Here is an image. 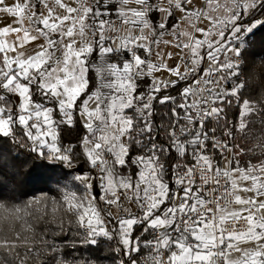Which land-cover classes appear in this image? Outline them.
I'll return each mask as SVG.
<instances>
[{
    "label": "snow or ice",
    "instance_id": "snow-or-ice-1",
    "mask_svg": "<svg viewBox=\"0 0 264 264\" xmlns=\"http://www.w3.org/2000/svg\"><path fill=\"white\" fill-rule=\"evenodd\" d=\"M201 4L0 0V137L85 165L83 188L62 189L79 225H41L40 245L0 250V264H56L67 234L115 242L114 264H264V134H251L264 99L243 95L234 43L264 0H232L227 16Z\"/></svg>",
    "mask_w": 264,
    "mask_h": 264
},
{
    "label": "clouds",
    "instance_id": "clouds-1",
    "mask_svg": "<svg viewBox=\"0 0 264 264\" xmlns=\"http://www.w3.org/2000/svg\"><path fill=\"white\" fill-rule=\"evenodd\" d=\"M232 0H218L219 16L229 15ZM244 65L241 79L247 89L256 97L264 99V56L256 58L240 57L237 61ZM52 161L50 158H45ZM56 191L37 192L24 198H0V250L12 252L16 247L40 245L43 236L41 225L52 226L57 230L66 229L71 223L74 227L80 223L82 210L69 207L63 197V187L53 186ZM79 199V198H77ZM47 251V250H46ZM56 264H99L84 256L78 258L58 255Z\"/></svg>",
    "mask_w": 264,
    "mask_h": 264
},
{
    "label": "trees",
    "instance_id": "trees-1",
    "mask_svg": "<svg viewBox=\"0 0 264 264\" xmlns=\"http://www.w3.org/2000/svg\"><path fill=\"white\" fill-rule=\"evenodd\" d=\"M263 17L264 13L255 12L244 20V23L250 24L254 19H263ZM252 37L251 43L255 45V49L247 53L248 57L264 56V22H261L255 28ZM243 95L252 99H260L249 91H245ZM163 110L165 109L161 108V111ZM229 116H232L231 111H229ZM82 132L83 129L79 123L74 128L64 127L62 129V143L66 145L79 140ZM234 143L244 146L237 139ZM245 159L247 157H241L242 161ZM74 163L80 166L69 168L63 161H48L44 157H38L27 150L24 143L17 145L12 143L9 138L0 137V198L18 199L43 191L54 193L56 189L53 186L56 185V182H59L60 178H65L73 169L83 171L85 168V165L79 159L74 160ZM111 244L105 240H100L94 246L89 245V250L97 257L111 255L113 259L114 255L107 251V247H110Z\"/></svg>",
    "mask_w": 264,
    "mask_h": 264
},
{
    "label": "rangeland",
    "instance_id": "rangeland-1",
    "mask_svg": "<svg viewBox=\"0 0 264 264\" xmlns=\"http://www.w3.org/2000/svg\"><path fill=\"white\" fill-rule=\"evenodd\" d=\"M8 2L11 3V0H8ZM197 5L198 6H202L201 0H197ZM0 19H2L3 24L9 23V19L6 16H4V14H0ZM263 19H264V17H263ZM258 25L259 24H257L254 28H252L251 31H245L244 34L239 39H237L234 42L236 45H241V44L243 45V47L240 49V51H241L242 56L244 58H246V59L249 58L247 53H250L251 51H253L255 49V45L251 43V41L253 39L252 32L255 30V28ZM170 50L173 51V52H177L178 51L175 48L170 49ZM176 62H177L176 60H171L169 63L171 65H175ZM253 119H255V118H253ZM251 127H252V133H251L252 136H259L261 134H264V126H261L259 123L253 124ZM236 139L240 141V144L244 145V146H240V147L245 148V149L251 147L252 144L255 142L254 139H246L245 137H242L239 133H236ZM82 172L83 171L76 170V169L74 170L73 169L69 174L66 175L65 178H60L59 182H56L55 184L59 185V186H61L63 188H68V189L73 190V191H79V190H81L83 188V185H81L79 183V181H77L75 179V176L77 174L82 173ZM80 231H83V229H80ZM68 237L70 239L75 238V237H72L71 234ZM100 240L101 241L105 240L107 242H110V243L113 244V246H114V243H115V242L109 241L106 237H103V236L96 237V241H100ZM87 244H91L93 246L95 245V244H92V243H87ZM112 244H111V246H112ZM105 257L108 258L107 260L110 261V264H114V260L112 259L111 255H106ZM42 262L46 264V262H44V261H42Z\"/></svg>",
    "mask_w": 264,
    "mask_h": 264
},
{
    "label": "built area",
    "instance_id": "built-area-1",
    "mask_svg": "<svg viewBox=\"0 0 264 264\" xmlns=\"http://www.w3.org/2000/svg\"><path fill=\"white\" fill-rule=\"evenodd\" d=\"M70 234H67L64 236V240L65 241H70V240H74L76 241L72 246H69L68 243H64L62 250H61V255H63V257L67 258V257H73V258H78L80 256H84L87 259H94L97 262H99V264H110V261H108L107 257L105 256H95L93 255L90 251H89V245L91 244H85V243H80L79 242V238H73L70 239L68 236ZM44 262H46V264H50V260H44ZM42 264H45L42 262Z\"/></svg>",
    "mask_w": 264,
    "mask_h": 264
}]
</instances>
